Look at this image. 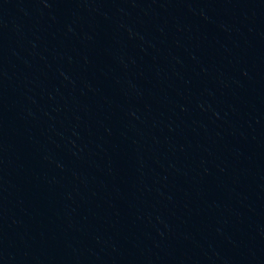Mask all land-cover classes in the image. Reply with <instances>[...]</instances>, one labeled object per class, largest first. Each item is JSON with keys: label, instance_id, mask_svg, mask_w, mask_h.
Instances as JSON below:
<instances>
[{"label": "water", "instance_id": "95a60500", "mask_svg": "<svg viewBox=\"0 0 264 264\" xmlns=\"http://www.w3.org/2000/svg\"><path fill=\"white\" fill-rule=\"evenodd\" d=\"M0 264H264V0H0Z\"/></svg>", "mask_w": 264, "mask_h": 264}]
</instances>
